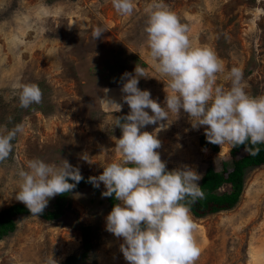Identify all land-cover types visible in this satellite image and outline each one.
<instances>
[{
	"label": "rangeland",
	"instance_id": "obj_1",
	"mask_svg": "<svg viewBox=\"0 0 264 264\" xmlns=\"http://www.w3.org/2000/svg\"><path fill=\"white\" fill-rule=\"evenodd\" d=\"M152 2L134 0L133 13L122 16L111 0H0V126L24 125L9 158L0 163V211L24 205L15 199L18 172L31 159L56 164L66 159L87 178L98 177L103 167L122 159L114 150L122 132L113 117L130 112L122 100L121 78L126 72L134 75L137 64L145 69L139 89L165 105L167 80L153 67L144 32L145 9ZM163 2L190 27L194 46L210 47L223 60L218 85L230 87L225 77L239 67L245 91L264 96V0ZM97 27L104 33L94 40ZM17 81L37 84L42 102L21 108L12 88ZM105 97L121 104V111L102 103ZM160 123L165 126L159 131V124L141 131L161 141L157 151L168 171L187 165L202 177L210 166L216 171L223 163L230 166L232 146L217 145L218 151L211 143L203 147L205 127H194L195 119L182 109L178 115L169 112ZM95 189L86 184L75 192L71 208L58 220L19 216L16 231L0 241V264H45L51 254L64 264L68 256L83 251L81 226L95 233L93 249L80 264H128L120 251L123 239L106 230V189L102 183ZM56 198L45 212L53 210ZM192 217L201 249L196 264H264V166L247 172L234 209Z\"/></svg>",
	"mask_w": 264,
	"mask_h": 264
},
{
	"label": "clouds",
	"instance_id": "obj_2",
	"mask_svg": "<svg viewBox=\"0 0 264 264\" xmlns=\"http://www.w3.org/2000/svg\"><path fill=\"white\" fill-rule=\"evenodd\" d=\"M111 2L122 16L134 11V0ZM145 12L148 55L155 70L167 80L165 105L153 100L148 90L139 89V79L145 76L143 67L137 64L134 75L124 73L122 100L130 112L113 117L114 126L122 132L114 150L122 159L103 167L102 174L89 177L88 182L96 188L102 183L106 189L102 195H114L117 201L106 217V230L123 239L120 251L128 264H196L201 249L190 206L205 198L199 185L202 177L187 165L168 171L157 151L161 141L141 129L159 124V131L165 126L160 122L167 121L169 112L178 115L182 109L195 119L194 127H205L209 143L233 148L244 145L248 154L256 156L259 145H264V96L253 97L245 91L239 67H232L225 77L230 87L218 85V74L225 71L223 60L210 47L194 46L190 27L163 0H153ZM103 33L97 27L92 38L99 39ZM12 88L21 108L42 102V90L35 83L17 81ZM101 102L121 111L122 105L111 99L105 97ZM23 131V123L11 129L0 126V163L9 158L12 142ZM18 177L15 199L36 217L51 198L71 192L84 179L79 168L66 159L56 164L39 158L29 160ZM45 264L57 261L51 254Z\"/></svg>",
	"mask_w": 264,
	"mask_h": 264
},
{
	"label": "trees",
	"instance_id": "obj_3",
	"mask_svg": "<svg viewBox=\"0 0 264 264\" xmlns=\"http://www.w3.org/2000/svg\"><path fill=\"white\" fill-rule=\"evenodd\" d=\"M201 145L208 147L209 142L206 136L201 138ZM214 151H218L217 145H211ZM260 152L256 156H252L245 151V146L232 147L230 153V166L223 163L221 171H216L212 166L206 169L202 175L199 185L205 192V198L196 201L190 206L191 214L195 218H203L208 215L219 212H226L234 209L240 202L245 189V181L247 172L251 169H257L264 166V145H259ZM244 152V155H241ZM84 179L76 185L69 193L57 195L54 208L51 211H43L40 215L48 221L58 220L65 215L71 208V199L75 192L79 191L84 185L89 184L93 189L95 187L88 182V178ZM69 183H74L69 181ZM96 190V189H95ZM111 212L117 201L112 197H107ZM31 215L25 205L16 204L12 207L0 211V241L14 233L17 229V218L19 216ZM82 233L83 251L78 255L68 256L64 264H80L89 257L93 249L94 230L88 226L80 227Z\"/></svg>",
	"mask_w": 264,
	"mask_h": 264
}]
</instances>
